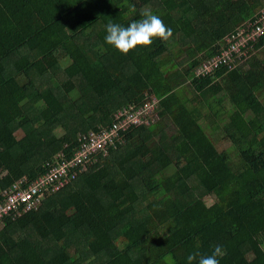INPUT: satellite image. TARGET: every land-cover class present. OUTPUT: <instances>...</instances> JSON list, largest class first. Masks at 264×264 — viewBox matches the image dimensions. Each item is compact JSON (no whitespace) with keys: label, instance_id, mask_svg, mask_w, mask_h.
I'll list each match as a JSON object with an SVG mask.
<instances>
[{"label":"trees","instance_id":"trees-1","mask_svg":"<svg viewBox=\"0 0 264 264\" xmlns=\"http://www.w3.org/2000/svg\"><path fill=\"white\" fill-rule=\"evenodd\" d=\"M263 8L264 0H0V202L49 161L72 160L82 136L120 110L157 101L149 125L123 131L124 142L92 155L58 190L44 186L35 207L5 215L0 264H165L167 255L188 264L218 245L219 264H264V34L242 59L195 73L232 35L250 34ZM144 11L172 29L169 40L126 55L105 43L110 20L126 27ZM58 54L71 63L62 67ZM186 79L185 99L177 89ZM204 121L223 130L238 159Z\"/></svg>","mask_w":264,"mask_h":264},{"label":"built area","instance_id":"built-area-1","mask_svg":"<svg viewBox=\"0 0 264 264\" xmlns=\"http://www.w3.org/2000/svg\"><path fill=\"white\" fill-rule=\"evenodd\" d=\"M264 13V8L261 11ZM246 31L227 39V47L222 54L214 57L211 60L205 61L195 72L197 75H208L214 72V69L221 64H230L236 60H240L245 55L244 48L249 40H254L256 37L264 34V21H256L250 34ZM157 101L151 103L145 102L141 107H130L122 109L117 114L115 123L107 125H98L97 129L89 131L82 136L80 150L72 160L55 159L49 161L45 165V172L36 180H29L26 177L12 183L8 188L1 192L2 200L0 202V222L12 210L18 206H22V210L29 209L40 203L42 194L36 195L37 192L43 190L44 186L54 185L55 189L63 187L67 180L62 177H67L69 173L75 176L77 168H85L86 162L91 159L92 155H97L105 151L110 145L116 147L117 142L124 141L122 132L128 130L132 126L142 123L155 112ZM30 181L28 186L23 184V181ZM21 213L20 211H18Z\"/></svg>","mask_w":264,"mask_h":264},{"label":"clouds","instance_id":"clouds-1","mask_svg":"<svg viewBox=\"0 0 264 264\" xmlns=\"http://www.w3.org/2000/svg\"><path fill=\"white\" fill-rule=\"evenodd\" d=\"M141 16V19L132 21L126 27L110 20L106 25L105 43L126 55L137 46L151 45L154 38L167 41L172 37V29L165 25L160 16L151 11H144ZM223 255L225 251L218 245L210 255H201L199 252L189 254L187 261L188 264H193L194 261L196 264H219L218 258ZM164 260L165 264H175L171 255H167Z\"/></svg>","mask_w":264,"mask_h":264},{"label":"rangeland","instance_id":"rangeland-1","mask_svg":"<svg viewBox=\"0 0 264 264\" xmlns=\"http://www.w3.org/2000/svg\"><path fill=\"white\" fill-rule=\"evenodd\" d=\"M258 55H259V57H262V51L260 52V53H258ZM263 56H264V54H263ZM58 59H59V61H60V64H61V66L62 67H67L70 63H71V61H70V59L66 56V55H64V54H58ZM191 83V80H185V82H184V84H183V86H184V88H182V86L181 87H179L177 90H178V92H179V95L180 96H184V98L186 99V97H187V95H190L189 93L187 94L186 92H189L190 90H191V88L189 87V84ZM74 98H78L77 96H74ZM264 100V99H263ZM203 105L205 106V104L203 103ZM151 121H154L153 120V118L151 119V120H149V118H147V120H145L144 121V123H146L147 125H149V123L151 122ZM164 124V123H163ZM203 125H204V127H206L207 129H208V131L210 132V133H212V135L214 136V137H216V138H218L219 139V148L220 149H222L225 153H231V155L235 158V159H238V157H237V155H236V148L230 143V141L229 142H227L226 140H224V141H222V137H224L225 136V134H224V132H223V130L222 129H220L219 131H217V132H214L213 131V129H212V127L210 126V124L209 123H207V122H203ZM169 128H171V129H169ZM159 129H161V127H158L157 129H156V131H158ZM167 129H169L168 130V132H169V134H172V133H175L176 132V128H175V126L174 125H172V126H170V127H168ZM58 130V132H62V130L61 129H57ZM16 134L19 136V137H21L22 136V134H23V132H22V129H19V130H17L16 131ZM235 138H237V141L239 140V135H236L235 136ZM159 139V136L157 135V133H156V135H154L153 137H151L150 138V140H149V143H150V145H154L157 141L156 140H158ZM127 144V143H126ZM125 148H127L128 146H130V145H128V146H126V145H123ZM2 192V191H1ZM205 197V199H206V201H207V203H212L214 200H215V198L213 197V196H211V195H206V196H204Z\"/></svg>","mask_w":264,"mask_h":264},{"label":"bare ground","instance_id":"bare-ground-1","mask_svg":"<svg viewBox=\"0 0 264 264\" xmlns=\"http://www.w3.org/2000/svg\"><path fill=\"white\" fill-rule=\"evenodd\" d=\"M261 21H264V13H262V19H260Z\"/></svg>","mask_w":264,"mask_h":264}]
</instances>
